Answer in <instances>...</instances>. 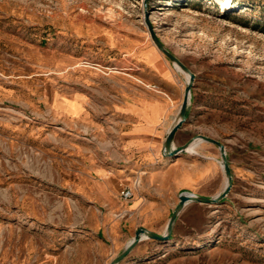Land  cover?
<instances>
[{"label": "rangeland", "instance_id": "obj_1", "mask_svg": "<svg viewBox=\"0 0 264 264\" xmlns=\"http://www.w3.org/2000/svg\"><path fill=\"white\" fill-rule=\"evenodd\" d=\"M146 15L194 75L188 125L178 137L221 142L234 180L201 240L168 249L196 253L185 264H264V0H0V264H54L67 251L97 249L83 240L89 203L82 175L85 154L97 157L103 142L81 118L60 114L59 105L85 92L97 127L108 115L99 92L83 88L88 77L93 87L116 76L162 94L140 74L144 48L167 59L150 38ZM167 61L179 77L180 107L188 76ZM160 156L180 157L164 155L163 146ZM216 156L224 173L219 149ZM195 157H187V167ZM144 174L119 191L122 203L133 199ZM185 180L194 188L190 173ZM123 190L132 196L124 199ZM114 216L124 219L128 211Z\"/></svg>", "mask_w": 264, "mask_h": 264}, {"label": "crops", "instance_id": "obj_2", "mask_svg": "<svg viewBox=\"0 0 264 264\" xmlns=\"http://www.w3.org/2000/svg\"><path fill=\"white\" fill-rule=\"evenodd\" d=\"M140 61L141 76L145 81L157 85L162 94L145 91L135 84L122 82V78L116 76L110 77L105 85L99 79V86L93 87L90 85L93 77H88L83 88L99 92L101 108L108 115V122L97 124V127L91 123L90 96H86L85 92L82 95L73 93L71 98L59 105L60 114L81 118L87 130L97 131L103 143L97 157L85 154L87 164L82 175L86 179L82 194L89 203L84 211V223L89 229L83 240L91 239L97 249L88 255H73V252L67 251L66 255H59L65 260L54 264H109L125 249L139 227L163 235L178 203V196L183 191L202 197H215L224 188L222 176L225 174L216 165L218 149L215 145L195 140L192 145L194 153L188 152V148L172 162L160 156L164 139L179 110V77L171 69L169 61L151 47L141 51ZM189 115L187 110L186 122L174 134L173 147L182 146L195 137L184 141L178 137L179 132L186 129ZM190 154L196 155L197 162L187 167ZM139 171L145 173L139 190L128 204L122 203L118 197L119 191ZM187 173L195 180L194 188L185 186ZM225 203L222 201L220 206ZM210 206L187 202L173 223L168 243L158 245L160 243L154 240L148 243L142 237L119 264H185L189 258H195L196 253L185 256L176 253V249L170 251L168 248L178 247L183 240L192 244L199 242L206 233L207 221L213 210L218 212L219 205L212 210ZM122 209L128 211V216L115 218L114 214ZM163 252L168 255L160 258ZM44 260L41 264L51 263Z\"/></svg>", "mask_w": 264, "mask_h": 264}, {"label": "water", "instance_id": "obj_3", "mask_svg": "<svg viewBox=\"0 0 264 264\" xmlns=\"http://www.w3.org/2000/svg\"><path fill=\"white\" fill-rule=\"evenodd\" d=\"M145 22L147 25L148 33L155 47L167 59H169L173 64H176L181 69V71L184 72L188 76L186 86L184 87L182 103L179 107L177 117L173 125L171 126L170 130L168 131L167 136L165 137L164 142H163L164 155L173 157L176 155L184 154L185 152H187V148L190 145H192L195 140H202V141L211 143L219 149L221 163H222L223 171L226 177V183L221 193H219L215 197H202V196H198V195H195L189 192L180 193L178 196V203L169 217L168 223L166 225L165 233L163 235H157L144 228L137 229L132 240L128 243L125 249L120 254H118L109 264H119L130 253V251L137 245V243L141 240L142 237H145V238H148L150 240H154L160 243H167L169 239L171 238L173 223L178 213L181 211V209L187 202H197V203H203V204H208V205H217V204H220L224 200V198L229 193L232 187V175L229 170V164H228V159H227L226 152H225V147L221 142L215 139H212L210 137L204 136V135H197L193 137L190 141L185 143L184 145L178 148L173 147L172 141H173L174 134L178 129L182 127V125L186 122V119H187V108L189 104L191 89H192L193 82H194V75L171 52H169L164 47V45L161 43V41L155 34L153 28L149 24L147 15L145 16Z\"/></svg>", "mask_w": 264, "mask_h": 264}, {"label": "built area", "instance_id": "obj_4", "mask_svg": "<svg viewBox=\"0 0 264 264\" xmlns=\"http://www.w3.org/2000/svg\"><path fill=\"white\" fill-rule=\"evenodd\" d=\"M121 195L124 199H128L132 196L131 191H129V190H123L121 192Z\"/></svg>", "mask_w": 264, "mask_h": 264}, {"label": "bare ground", "instance_id": "obj_5", "mask_svg": "<svg viewBox=\"0 0 264 264\" xmlns=\"http://www.w3.org/2000/svg\"><path fill=\"white\" fill-rule=\"evenodd\" d=\"M222 5V8L220 9V11H223V8L227 5V3H224V4H221ZM176 64H174L175 66ZM177 66V65H176ZM178 67V66H177ZM179 68V67H178ZM193 145V144H192ZM192 145H190L188 148H190ZM187 148V149H188ZM188 151V150H187Z\"/></svg>", "mask_w": 264, "mask_h": 264}]
</instances>
